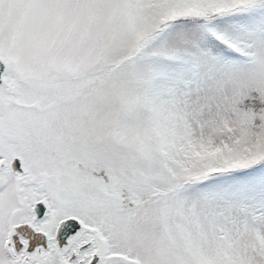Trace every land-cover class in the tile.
I'll list each match as a JSON object with an SVG mask.
<instances>
[{
  "label": "snow or ice",
  "instance_id": "6c2138e0",
  "mask_svg": "<svg viewBox=\"0 0 264 264\" xmlns=\"http://www.w3.org/2000/svg\"><path fill=\"white\" fill-rule=\"evenodd\" d=\"M0 264H264V0H0Z\"/></svg>",
  "mask_w": 264,
  "mask_h": 264
}]
</instances>
